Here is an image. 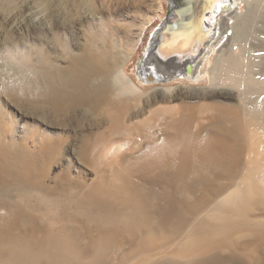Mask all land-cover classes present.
Listing matches in <instances>:
<instances>
[{
	"label": "bare ground",
	"instance_id": "1",
	"mask_svg": "<svg viewBox=\"0 0 264 264\" xmlns=\"http://www.w3.org/2000/svg\"><path fill=\"white\" fill-rule=\"evenodd\" d=\"M155 1L0 0V264H264V0H171L131 74Z\"/></svg>",
	"mask_w": 264,
	"mask_h": 264
},
{
	"label": "rangeland",
	"instance_id": "2",
	"mask_svg": "<svg viewBox=\"0 0 264 264\" xmlns=\"http://www.w3.org/2000/svg\"><path fill=\"white\" fill-rule=\"evenodd\" d=\"M150 4H152L151 5L152 8H151V11L147 14V17L151 18L152 21L149 23V25L147 24L148 27L144 31L142 39H141V41L137 47L136 54H135L133 60H131L129 63L128 71L131 74H134V72H136L138 70L139 63L141 62L140 60H142L145 57L147 58L149 53L148 54H145V53H146L148 42H149V40H152V33L161 26L164 19L168 16V14H169L168 6L171 4V0H156L155 2H152ZM241 10L243 12L246 11V3L242 4ZM3 12L5 14H3ZM27 12H29V10L26 9V7H24V8H21V7L20 8H18V7L17 8H7L6 11L0 12V63H4L6 61V59L4 58L5 57L4 47H5L6 43L9 42L8 40H10L12 37L19 36L20 34H21V36H23L24 34H25L24 36L27 35L28 30H27L26 26L23 25V26H21V28H18L19 26L17 25L18 21H20L21 19H24L25 14ZM11 13H12V15H11ZM8 14H9V17L6 18L5 15H8ZM151 19H149V20H151ZM228 33L231 34L232 30H229ZM217 39L218 38H216V40H214V41L216 42ZM223 41H221L219 43V45H217L215 48L213 47L215 49L214 50L215 52H213V54L211 55V58H210L211 64L210 65H212L216 55L219 52V49L225 43V40H223ZM144 55H145V57H144ZM203 79L204 80L201 84H210V74L203 76ZM174 81H176V79ZM178 82L179 83H185V84L190 83L186 80H182V82L177 81V83ZM158 83H160V81H158L157 84ZM0 105H3L9 114H10V112H12L11 99H10V97H8L6 95L5 92H2V91H0ZM9 119L10 118L7 117L6 120L8 121ZM131 249L132 248H129V250H131ZM133 250H135V248H133Z\"/></svg>",
	"mask_w": 264,
	"mask_h": 264
},
{
	"label": "water",
	"instance_id": "3",
	"mask_svg": "<svg viewBox=\"0 0 264 264\" xmlns=\"http://www.w3.org/2000/svg\"><path fill=\"white\" fill-rule=\"evenodd\" d=\"M184 8H181L180 9V12L182 13V10H183ZM171 14V12H169V14H168V16H167V21H163L162 22V24H161V26L157 29V30H155L153 33H152V40L156 37V35L158 34V31H159V29L162 27V26H164V25H167L168 24V26H169V28H172V27H174V25L176 24L175 22L174 23H169V20H170V15ZM152 40H149V42H148V45H147V49H146V53L145 54H148L151 50H153V46H151L152 45ZM144 57H145V55H144ZM146 58V57H145ZM145 58H143L142 59V61L140 62V63H142L143 62V60L145 59Z\"/></svg>",
	"mask_w": 264,
	"mask_h": 264
}]
</instances>
